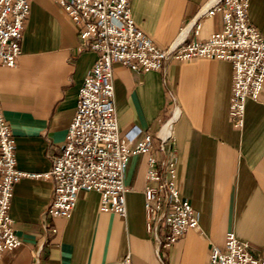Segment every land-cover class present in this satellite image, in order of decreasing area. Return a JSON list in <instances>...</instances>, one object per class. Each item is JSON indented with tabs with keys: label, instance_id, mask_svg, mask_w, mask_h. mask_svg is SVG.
I'll return each instance as SVG.
<instances>
[{
	"label": "crops",
	"instance_id": "crops-1",
	"mask_svg": "<svg viewBox=\"0 0 264 264\" xmlns=\"http://www.w3.org/2000/svg\"><path fill=\"white\" fill-rule=\"evenodd\" d=\"M214 0H131L138 25L160 47L201 40L223 28L221 13L200 17ZM250 21L264 33V0H251ZM200 26L198 32L196 27ZM15 66L0 65V98L16 140L21 169L45 173L65 146L79 91L98 52L81 44L78 28L55 0H33ZM120 131L158 133L172 116L178 185L195 208L199 226L169 246L146 226L147 154L126 170L127 214L100 208V193L80 190L69 217L47 212L54 183L23 177L14 189L11 216L23 243L0 264H211L214 245L229 231L264 256V91L246 101L244 125L229 114L233 65L219 58L171 60L164 69L135 70L115 63ZM47 224L48 227L44 225ZM56 229V230H53Z\"/></svg>",
	"mask_w": 264,
	"mask_h": 264
},
{
	"label": "built area",
	"instance_id": "built-area-1",
	"mask_svg": "<svg viewBox=\"0 0 264 264\" xmlns=\"http://www.w3.org/2000/svg\"><path fill=\"white\" fill-rule=\"evenodd\" d=\"M33 0H0V65L13 67ZM78 28L81 44L98 52L79 91L75 115L64 148L53 156L45 173H31L18 165L16 140L5 119L0 98V257L23 241L11 216L15 185L26 176H44L54 183L47 212L69 217L80 190L100 193V208L126 215V170L131 157L147 154L145 187L146 226L161 246H169L199 226L195 208L178 185L177 148L172 115L158 133L135 136L120 131L115 89V63L135 70L164 69L171 60L219 58L233 65L229 114L242 127L246 101L261 100L264 91V33L249 18L251 0H214L199 16L221 13L223 28L205 39H183L158 46L135 20L131 0H55ZM199 25L196 27L198 32ZM48 227L47 224L44 225ZM56 230V229H53ZM211 264H264L248 241L229 231L222 246L214 245ZM114 264H133L132 254Z\"/></svg>",
	"mask_w": 264,
	"mask_h": 264
}]
</instances>
